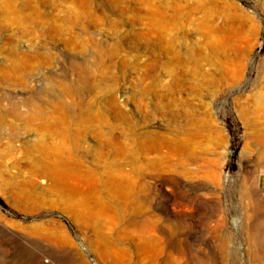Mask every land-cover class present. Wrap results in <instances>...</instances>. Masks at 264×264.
Returning <instances> with one entry per match:
<instances>
[{"label":"rangeland","instance_id":"1","mask_svg":"<svg viewBox=\"0 0 264 264\" xmlns=\"http://www.w3.org/2000/svg\"><path fill=\"white\" fill-rule=\"evenodd\" d=\"M47 263L264 264V0H0V264Z\"/></svg>","mask_w":264,"mask_h":264},{"label":"bare ground","instance_id":"2","mask_svg":"<svg viewBox=\"0 0 264 264\" xmlns=\"http://www.w3.org/2000/svg\"><path fill=\"white\" fill-rule=\"evenodd\" d=\"M160 31L162 32L163 29H160ZM261 171H262L261 167L256 169V173H259ZM206 181L201 180L198 183H195L193 185H189V187H186V188L183 187V189L181 188L182 190L173 197L176 204H178V205L180 204V205L184 206L185 211L189 210L190 205L198 206V208H199V206H202L203 208L205 207L207 209V212H205L204 214H198V216H191L188 214H184L180 220L181 227L190 226L193 224V221H196V223H198V224L200 223L201 225H203V223H206L208 220H212L215 217H217V219H219V217L221 216L223 209H222V205H221L218 193L216 191V188L214 186L210 185L209 182H206ZM245 187H247V186H245ZM126 196H127V199L125 202L126 205H128V204L134 205L135 212H137L136 214L138 215L137 218L133 219L132 224H133L135 229H137L142 235L145 236V238L147 240L146 242H149L155 238L156 240L158 239L159 242H162V243H166V241H167L168 244L166 243V245H170L171 247H173L177 251H182L183 246H181L180 243H178L175 239H172V240H166L165 239L164 240L163 238L161 239L157 235L155 237H153L152 239L150 238L151 240H149V238H148L149 234L152 233V231H154L157 228V224L159 222V214L157 212L156 204H153V206L151 208L144 210L143 205H142V203H140L138 198L141 197V200L143 202H146V201L150 202L151 200H153L155 198V196H152L150 194L142 196L139 191L127 192ZM163 213H164L163 214L164 215L163 220H170L172 218L171 213L168 212L166 209L163 210ZM47 264H49V263H47Z\"/></svg>","mask_w":264,"mask_h":264}]
</instances>
